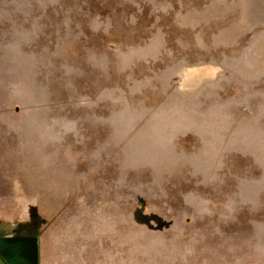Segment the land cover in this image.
I'll use <instances>...</instances> for the list:
<instances>
[{
	"label": "rangeland",
	"instance_id": "1",
	"mask_svg": "<svg viewBox=\"0 0 264 264\" xmlns=\"http://www.w3.org/2000/svg\"><path fill=\"white\" fill-rule=\"evenodd\" d=\"M0 213L134 264L261 253L264 0H0Z\"/></svg>",
	"mask_w": 264,
	"mask_h": 264
},
{
	"label": "crops",
	"instance_id": "2",
	"mask_svg": "<svg viewBox=\"0 0 264 264\" xmlns=\"http://www.w3.org/2000/svg\"><path fill=\"white\" fill-rule=\"evenodd\" d=\"M0 219L6 218L0 213ZM111 231L112 229L109 235L103 236L101 233L98 243L91 246L86 242L71 241L65 229L54 226L46 227L39 237L35 232H27L15 225L0 228V264H134L133 258L128 257V249L125 257L120 256L117 237ZM123 246L128 247V243L121 245ZM236 246L237 248L223 249L227 251L225 258L214 257L211 253V257L193 258V264H264V247L254 249L261 253L246 257L245 253H240L246 251L245 246ZM231 251L232 254L229 253ZM151 261L177 264L175 260Z\"/></svg>",
	"mask_w": 264,
	"mask_h": 264
},
{
	"label": "trees",
	"instance_id": "3",
	"mask_svg": "<svg viewBox=\"0 0 264 264\" xmlns=\"http://www.w3.org/2000/svg\"><path fill=\"white\" fill-rule=\"evenodd\" d=\"M7 226H3L2 228H6ZM34 239V238H33ZM36 239V238H35Z\"/></svg>",
	"mask_w": 264,
	"mask_h": 264
}]
</instances>
